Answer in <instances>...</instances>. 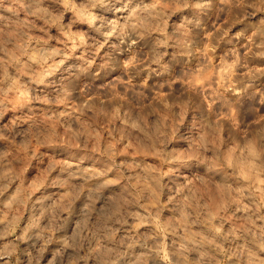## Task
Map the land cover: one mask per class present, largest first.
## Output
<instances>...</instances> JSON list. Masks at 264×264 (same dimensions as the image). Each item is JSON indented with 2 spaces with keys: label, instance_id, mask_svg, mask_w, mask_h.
Masks as SVG:
<instances>
[{
  "label": "clouds",
  "instance_id": "9594fccd",
  "mask_svg": "<svg viewBox=\"0 0 264 264\" xmlns=\"http://www.w3.org/2000/svg\"><path fill=\"white\" fill-rule=\"evenodd\" d=\"M44 3L0 0V121L22 113L0 127V264H264V100L246 57L212 63L249 29L264 57V0ZM217 69L206 109L187 82ZM41 148L65 159L28 183Z\"/></svg>",
  "mask_w": 264,
  "mask_h": 264
},
{
  "label": "rangeland",
  "instance_id": "374dc122",
  "mask_svg": "<svg viewBox=\"0 0 264 264\" xmlns=\"http://www.w3.org/2000/svg\"><path fill=\"white\" fill-rule=\"evenodd\" d=\"M219 3V0H217ZM43 7H51V0H45V3ZM218 9L213 10V12L209 13L207 17H205V22L208 25V31L204 34L205 39V47H207V40H208V33H211L218 29L222 24L226 23L228 21V15L227 13L222 14V20L218 23L216 20V16L218 13ZM42 22H38V27L34 31L35 35H38L40 37H45V33L40 30V25ZM252 23L258 24L259 20H253ZM239 25L235 29H233V32L230 33V35H234L236 31H239ZM51 35L53 36H59V33L55 30H51ZM252 35V29H249L243 38H241L239 43H235L233 45H225L223 42H221V46L217 48L213 55L214 59L212 60V63L214 64H220L221 63V57L228 55L231 57V60H235L236 56H242L246 57V67L239 69V72L241 74L248 73V78L254 80V87L250 89L249 91H252L255 95V104L260 105V102L264 100V57L256 56V55H249L248 54V47H252L253 52L259 51V49L253 47L249 44L248 37H251ZM52 46H57V41L53 40L50 42ZM259 43V41H257ZM247 46V47H246ZM231 60L229 62H231ZM10 72L12 74H15V69H10ZM198 73L195 75H191L189 77L188 86L189 87H195L200 89V95L199 100L203 103L204 107L207 109L209 107H213L212 103V89L215 87L217 89L220 88L221 85V77H220V69L216 70V74L213 77L211 75V72L206 73V77L197 76ZM208 75V76H207ZM198 78H197V77ZM201 77V78H199ZM207 77H211L215 80V83H209ZM28 77L24 76L22 77V80L27 81ZM109 81H104L103 85L106 86ZM9 86L8 82H5L4 84H0V88H7ZM97 87H101V85H97ZM115 87V85H113ZM83 90V89H81ZM15 97H13L14 99ZM226 98H232L234 99V95L231 92L226 93ZM225 113L228 115H234V109L229 107L226 108L225 111L219 113V118H223ZM22 115V113L19 110L13 109L11 103L8 104L7 108V114L4 116L3 120L0 121V127L8 126L12 123V121L17 117ZM23 115H27V113H23ZM41 120H44V115L42 113L38 114ZM259 115L261 117H264V110H261ZM49 128H55V124L50 122L48 125ZM103 128V125H101ZM35 147V146H34ZM13 151L11 145L7 141H0V152H11ZM40 152L44 153L43 157V164L40 165L39 162L33 161V167L29 170L28 176L29 181L28 183H32L33 181H39L43 178L44 173L47 170V167L50 163L53 161L59 163L61 160L65 159L64 157H61L57 155L55 152H53L50 149L41 148L39 149ZM123 151V149H121ZM26 159V158H25ZM148 159H151V157H148ZM51 188H53L52 195L54 197L58 196L60 192L63 191L62 188H59L55 185H49ZM10 239V238H9Z\"/></svg>",
  "mask_w": 264,
  "mask_h": 264
},
{
  "label": "bare ground",
  "instance_id": "6f19581e",
  "mask_svg": "<svg viewBox=\"0 0 264 264\" xmlns=\"http://www.w3.org/2000/svg\"><path fill=\"white\" fill-rule=\"evenodd\" d=\"M193 75H195V74H192V76H193ZM198 75H199V74H198ZM198 75H197V76H198ZM205 75H206V74H205ZM197 76H196V77H197ZM199 76H200V75H199ZM207 76H208V75H207ZM205 77H206V76H205ZM197 78H198V77H197ZM199 78H201V77H199ZM253 94H254V93H253L252 91H249V95H253Z\"/></svg>",
  "mask_w": 264,
  "mask_h": 264
}]
</instances>
